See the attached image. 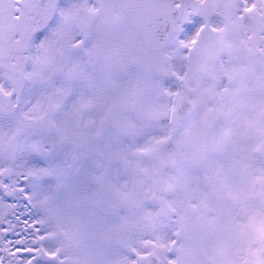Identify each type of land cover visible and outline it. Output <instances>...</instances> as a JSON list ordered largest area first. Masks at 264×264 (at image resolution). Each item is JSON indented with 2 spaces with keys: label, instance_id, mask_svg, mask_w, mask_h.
I'll return each mask as SVG.
<instances>
[{
  "label": "snow or ice",
  "instance_id": "6c2138e0",
  "mask_svg": "<svg viewBox=\"0 0 264 264\" xmlns=\"http://www.w3.org/2000/svg\"><path fill=\"white\" fill-rule=\"evenodd\" d=\"M5 223L0 264H264V0H0Z\"/></svg>",
  "mask_w": 264,
  "mask_h": 264
},
{
  "label": "rangeland",
  "instance_id": "374dc122",
  "mask_svg": "<svg viewBox=\"0 0 264 264\" xmlns=\"http://www.w3.org/2000/svg\"><path fill=\"white\" fill-rule=\"evenodd\" d=\"M24 218H25V217H21L22 220H23ZM8 219H9V220H12L13 223L16 222L14 216H9ZM3 227H7V224H6V223H5V224H0V228H3ZM17 231H19V228L17 229ZM7 239H9V240H16V239H18V237H16L15 235L9 233L8 236H7ZM19 256H20L21 259H24V258L27 256V254L21 252V253L19 254Z\"/></svg>",
  "mask_w": 264,
  "mask_h": 264
}]
</instances>
